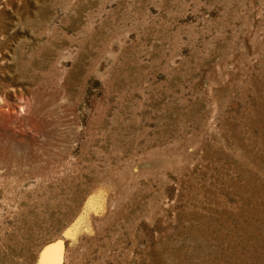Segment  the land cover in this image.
I'll use <instances>...</instances> for the list:
<instances>
[{
  "label": "rangeland",
  "instance_id": "1",
  "mask_svg": "<svg viewBox=\"0 0 264 264\" xmlns=\"http://www.w3.org/2000/svg\"><path fill=\"white\" fill-rule=\"evenodd\" d=\"M57 242L264 264V0H0V264Z\"/></svg>",
  "mask_w": 264,
  "mask_h": 264
},
{
  "label": "water",
  "instance_id": "2",
  "mask_svg": "<svg viewBox=\"0 0 264 264\" xmlns=\"http://www.w3.org/2000/svg\"><path fill=\"white\" fill-rule=\"evenodd\" d=\"M62 248L63 247H62V244L60 242L54 243L45 250V252L41 255L40 259H42V261H43L46 256L49 257L51 252L54 251L56 254L55 257H58V260L56 261L55 259H52L51 264H61V262L63 260ZM40 261H39V264H41Z\"/></svg>",
  "mask_w": 264,
  "mask_h": 264
},
{
  "label": "bare ground",
  "instance_id": "3",
  "mask_svg": "<svg viewBox=\"0 0 264 264\" xmlns=\"http://www.w3.org/2000/svg\"><path fill=\"white\" fill-rule=\"evenodd\" d=\"M3 103V102H2Z\"/></svg>",
  "mask_w": 264,
  "mask_h": 264
}]
</instances>
